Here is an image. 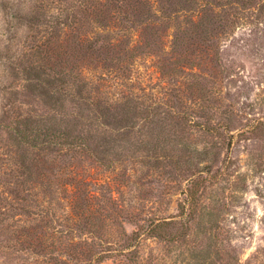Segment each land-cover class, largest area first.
Instances as JSON below:
<instances>
[{
	"label": "rangeland",
	"instance_id": "374dc122",
	"mask_svg": "<svg viewBox=\"0 0 264 264\" xmlns=\"http://www.w3.org/2000/svg\"><path fill=\"white\" fill-rule=\"evenodd\" d=\"M74 1L42 0L33 14L35 0H0V106L9 96L11 115L57 114L56 122L68 116V127L86 132L95 142L109 141L108 156L121 159L113 162L114 169L84 155L73 163L95 183L85 189L97 196L84 218L76 217L72 195L56 178L33 166L35 150L9 136L5 125L12 118H2L0 109V264H88L90 253L99 255V260L93 257L89 264H115L113 248L121 238V224L125 231L134 228L127 217L175 215L193 178L199 180L194 211L186 220L187 234L169 244L141 239L139 264H264V0H217L223 3L219 6L193 0L188 9L176 12L166 4L164 12L172 18L159 25L158 56L134 47L127 55L119 53V61L114 58L117 63L111 64L80 45L72 70L65 54L71 45L67 28L61 25L55 35L53 25L57 10ZM151 2L153 11L163 13ZM204 8L207 18L202 19ZM22 14L33 15L31 21L19 18ZM92 15L77 12L80 35L121 37L116 20L103 29L105 22ZM214 16L227 17L228 26L209 24L207 43H201L195 27L200 29L203 22L204 28ZM138 30L125 34L131 38L130 46ZM175 34L189 45L186 62L167 59ZM42 41L60 46L61 69L70 73L66 79L80 74L88 82L84 96L111 103L128 94L127 110L136 115L127 116L133 122L128 131L104 132L92 117L91 105L77 98L64 99L50 109L53 102L45 87L35 80L24 84L16 80L20 76L3 71L7 47L11 54L27 43ZM40 56L33 51L26 60ZM9 84L10 90L4 91ZM148 104L152 112H145ZM114 110L122 114L120 108ZM77 113L82 118L71 117ZM15 148L18 153L25 150L32 160L26 158L28 173L21 176ZM40 156L52 167L53 154L43 150ZM38 208H48L53 220L38 215ZM77 222L85 223L88 231L72 228Z\"/></svg>",
	"mask_w": 264,
	"mask_h": 264
},
{
	"label": "trees",
	"instance_id": "16d2710c",
	"mask_svg": "<svg viewBox=\"0 0 264 264\" xmlns=\"http://www.w3.org/2000/svg\"><path fill=\"white\" fill-rule=\"evenodd\" d=\"M42 0H35L31 12L37 11L39 7L42 6ZM59 2L60 0H50ZM63 1V0H61ZM157 4V10L163 11V13H157L152 10L151 0H75L72 5L68 7L57 10V16L55 17L53 28L55 29V35L62 28H67L64 30L66 34H69V39L71 45H69L68 50L65 52L68 58V65L73 70L75 67L74 53L78 51L80 45L85 46V51L89 52L91 55L100 56L103 55V59H110L117 63V59L121 58L119 53H124L127 55L130 51L138 47L142 49V52H152L158 56V50L160 49L161 40L159 41L160 34L159 28L161 22L164 20H170L172 18L170 12H164L166 4L168 9L176 12L179 8H189V5L193 4V0H154ZM238 2H243V0H238ZM206 4L209 5H222L223 3L217 2V0H206ZM201 18H207V8H204ZM60 11V12H59ZM66 13L64 16H60L62 12ZM83 12L88 16L97 18L99 21H104L105 23L101 25V28L106 29L109 25L107 22L117 21V26L120 33V38L109 37L107 34H100L98 38H87L80 35L78 28L75 27L76 20L75 16L77 12ZM31 16L28 15L19 16V18H25L27 21H31ZM63 17V18H62ZM209 18V17H208ZM210 22L204 23L200 22L198 24L200 29L195 27V38L199 37L201 43H207V31L205 27L212 26L224 28L228 26V18L226 19H216V16L209 18ZM160 25V26H159ZM202 25V26H201ZM131 29H139L137 38L134 40L135 44L130 46L131 38L127 37L125 34L129 33ZM202 29V30H201ZM198 30V31H197ZM54 36V35H52ZM49 40V39H48ZM48 40H46L48 42ZM42 41V43H36L31 45L27 43L23 48L18 51H12L7 47L5 50L3 59L6 61L4 63V72L10 71L13 76H20L16 80L26 84L31 80H35L37 86L45 87L48 93L46 95L48 98H52L50 102L53 105L50 109L55 106V104H62L64 99H78L81 103H88L91 105L93 110V119L96 124L104 129V132L112 131V129H120L125 133L128 131L129 127L133 125V122L128 121L126 118L129 115L130 118L136 115H132L128 112V94L123 95L121 102H102L94 100L89 94H84V86L88 83L80 75H74L73 79L70 81L66 79L67 75L70 73L64 72L61 69V54L62 50L59 45H53L49 47L48 43ZM86 43V44H84ZM185 42H182L180 37L175 34L171 46L168 52V60H174L175 62H186L187 48ZM132 47V48H130ZM83 48V47H81ZM37 51L41 56L36 61L26 60V57ZM157 52V53H156ZM187 53V54H186ZM123 55V56H124ZM114 58H117L114 60ZM177 58V59H176ZM27 65V66H26ZM105 77L100 76V79ZM77 79V80H76ZM9 83H12L11 81ZM15 85V84H14ZM9 86H2L4 91L10 90ZM8 93L5 92V95ZM90 96V97H89ZM5 101L1 103L0 109L2 113V118H12L8 123H6V130L9 136L17 142V144H22L25 149H30L34 151L32 160L33 166L40 171L43 169L52 178H56L60 186L64 187L65 191H69L72 195V208L75 212L76 217H83V213L90 208V201L97 196L93 191L86 190L88 186L92 185L91 180H86V177L81 172L75 170V163L81 158V155L94 160L98 164H104L107 168L114 169L113 162L121 159L118 155L109 157L107 154L108 143L105 141L92 140L93 137L88 135L86 132H80L73 130L67 126L71 119L68 116H63L60 118V122L55 121V116L57 114L42 115L33 114L25 115L29 117H24L16 113L9 114V110L14 112V110L8 109L10 102L9 96L4 97ZM151 104L144 107L145 112H152L150 109ZM120 108L122 114L118 116L115 113L114 108ZM178 111L174 110L173 113ZM78 115V116H77ZM132 116V117H131ZM146 116L148 114L146 113ZM71 117H81L79 113ZM184 119L185 118L181 117ZM47 122L49 124H47ZM117 130V131H120ZM106 137V136H105ZM104 139V138H103ZM106 140V139H104ZM43 150H47L50 154H53L54 159L52 167H49L46 160H43L40 156ZM14 154L17 155V168L19 169V176L28 173L29 165L31 163V158L26 155L25 150H21L18 153V149L15 148ZM32 152L30 153V155ZM27 156V157H26ZM26 158L30 163L26 162ZM158 159V158H157ZM81 161V160H80ZM39 171V174H40ZM47 176V175H45ZM64 178V181L62 180ZM186 177L185 179H187ZM55 179V180H56ZM199 178L189 179L185 189L183 201L178 204V211L175 215H170L168 217H155V216H144L142 218H137L134 215H130V219L127 220L133 222L134 228L125 231L123 225L121 230V238L115 243L113 248L114 256H117V261L115 264H139L140 255L138 252L140 246V240L145 238H156L164 243H173L181 241L187 234V221L189 216H191L194 211V204L196 202L197 196V184ZM48 181V179H47ZM45 181V183H47ZM25 181L20 180L19 184L25 186ZM95 184V183H93ZM42 185V182H41ZM37 214L42 217H48L47 221H52V215L48 208H38ZM85 223L77 222L72 228H77L80 230L88 231L85 229ZM39 227V226H37ZM40 230V229H39ZM41 233V230H40ZM38 236L35 235V238ZM38 243V241H37ZM96 253H90L88 255L90 260L88 264L92 262L93 257L98 258L99 255L95 257ZM87 256V254H86ZM85 256V257H86ZM142 260V259H141ZM59 261V260H58ZM56 262V261H55ZM143 264V263H142Z\"/></svg>",
	"mask_w": 264,
	"mask_h": 264
}]
</instances>
